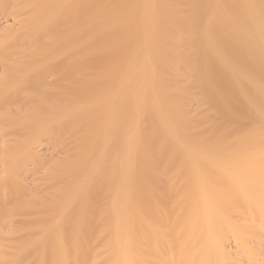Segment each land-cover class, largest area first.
<instances>
[{"label": "bare ground", "instance_id": "1", "mask_svg": "<svg viewBox=\"0 0 264 264\" xmlns=\"http://www.w3.org/2000/svg\"><path fill=\"white\" fill-rule=\"evenodd\" d=\"M0 264H264V0H0Z\"/></svg>", "mask_w": 264, "mask_h": 264}]
</instances>
